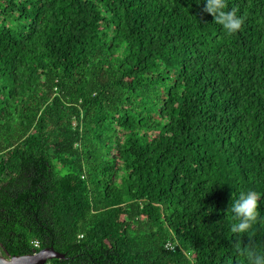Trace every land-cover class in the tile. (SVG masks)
<instances>
[{"label":"trees","instance_id":"trees-1","mask_svg":"<svg viewBox=\"0 0 264 264\" xmlns=\"http://www.w3.org/2000/svg\"><path fill=\"white\" fill-rule=\"evenodd\" d=\"M50 247L264 264V0H0V250Z\"/></svg>","mask_w":264,"mask_h":264},{"label":"water","instance_id":"water-1","mask_svg":"<svg viewBox=\"0 0 264 264\" xmlns=\"http://www.w3.org/2000/svg\"><path fill=\"white\" fill-rule=\"evenodd\" d=\"M54 258H64V255L57 252L53 247L45 248L31 255L5 257L0 250V264H46Z\"/></svg>","mask_w":264,"mask_h":264},{"label":"built area","instance_id":"built-area-1","mask_svg":"<svg viewBox=\"0 0 264 264\" xmlns=\"http://www.w3.org/2000/svg\"><path fill=\"white\" fill-rule=\"evenodd\" d=\"M167 249H174V246L171 243L166 244Z\"/></svg>","mask_w":264,"mask_h":264}]
</instances>
